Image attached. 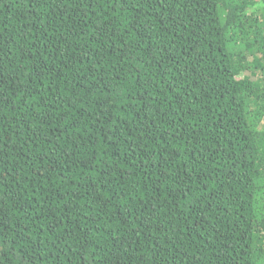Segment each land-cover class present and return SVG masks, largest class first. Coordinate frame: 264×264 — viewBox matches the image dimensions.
<instances>
[{"label": "trees", "instance_id": "16d2710c", "mask_svg": "<svg viewBox=\"0 0 264 264\" xmlns=\"http://www.w3.org/2000/svg\"><path fill=\"white\" fill-rule=\"evenodd\" d=\"M0 264H264V0H0Z\"/></svg>", "mask_w": 264, "mask_h": 264}]
</instances>
